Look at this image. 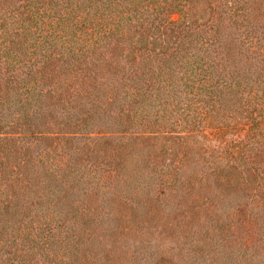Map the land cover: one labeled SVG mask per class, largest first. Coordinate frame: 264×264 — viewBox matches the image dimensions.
Here are the masks:
<instances>
[{
	"label": "trees",
	"instance_id": "obj_1",
	"mask_svg": "<svg viewBox=\"0 0 264 264\" xmlns=\"http://www.w3.org/2000/svg\"><path fill=\"white\" fill-rule=\"evenodd\" d=\"M0 264H264V0H0Z\"/></svg>",
	"mask_w": 264,
	"mask_h": 264
}]
</instances>
